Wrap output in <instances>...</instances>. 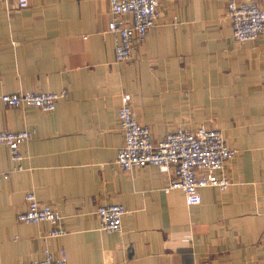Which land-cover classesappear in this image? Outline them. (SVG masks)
<instances>
[{
    "label": "crops",
    "instance_id": "1",
    "mask_svg": "<svg viewBox=\"0 0 264 264\" xmlns=\"http://www.w3.org/2000/svg\"><path fill=\"white\" fill-rule=\"evenodd\" d=\"M229 0H161L160 18L129 62L115 60L107 1L0 0V97L24 92L66 97L51 113L0 101V131L32 133L19 148L22 170L0 145V264L40 261L47 247L67 264H262L264 250V37H232ZM264 9V0H234ZM133 116L154 142L199 125L236 151L225 192L163 191L171 172L115 165L123 145L117 113ZM57 209L66 235L22 224L24 195ZM121 205L120 234L100 230L95 210Z\"/></svg>",
    "mask_w": 264,
    "mask_h": 264
},
{
    "label": "built area",
    "instance_id": "2",
    "mask_svg": "<svg viewBox=\"0 0 264 264\" xmlns=\"http://www.w3.org/2000/svg\"><path fill=\"white\" fill-rule=\"evenodd\" d=\"M107 1L110 8V20L106 32L114 37L115 60L117 63L129 62L134 51L146 43L148 33L160 18L161 0H99ZM16 8L28 7L29 0H15ZM226 18L230 23L233 39L239 44L264 37V9L255 4H237L229 0L226 7ZM66 97V91L59 93L24 92L0 97L4 106L11 108H34L43 113L55 110L59 101ZM120 129L123 133V145L119 149L115 165L124 172L155 167L160 173L171 177L163 191L182 192L187 206H197L201 202L199 191L205 188H216L225 192L231 182L222 176L225 165L233 160L236 151L225 144L220 131L202 124L194 130L177 128L168 132L161 140L154 142L148 127L137 123L130 105V96H120V107L117 113ZM32 133L26 130L18 132L0 131V145L5 146L14 164L13 171H21L23 157L19 153L21 145L29 142ZM9 174H0V182L6 181ZM25 210L17 215L22 224L46 223L51 226L43 242L49 238L66 235L61 226L60 212L40 204L35 194L30 191L24 195ZM95 215L102 231L120 234L122 218L126 210L121 205L100 206ZM44 258L40 261L21 262L19 264H67L65 252L54 258L45 247ZM264 264V250L262 253Z\"/></svg>",
    "mask_w": 264,
    "mask_h": 264
}]
</instances>
